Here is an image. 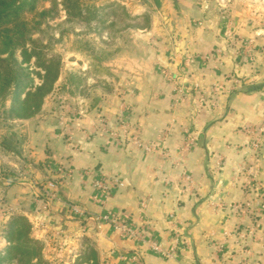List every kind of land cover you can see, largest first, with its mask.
Instances as JSON below:
<instances>
[{"label":"crops","instance_id":"0c3cea01","mask_svg":"<svg viewBox=\"0 0 264 264\" xmlns=\"http://www.w3.org/2000/svg\"><path fill=\"white\" fill-rule=\"evenodd\" d=\"M160 8L162 20L139 33L153 41L147 54H118L113 64L130 120L153 150L118 144L102 129L116 126V93L67 116L66 126L54 113L15 120L21 132L14 125L12 138L22 147L23 165L5 197L35 238L57 240L65 258L49 264H71L84 250L73 248L81 237L97 264H264V210L253 217L245 187L252 164L264 185V142L251 149L240 129L264 119V25L235 0H160ZM111 176L121 185L101 190L94 184ZM48 181L57 189L50 201L44 198ZM69 201L88 214H116L162 249L172 247L170 214L176 213L185 240L166 258L109 224L75 216ZM213 244H221L219 252Z\"/></svg>","mask_w":264,"mask_h":264},{"label":"rangeland","instance_id":"374dc122","mask_svg":"<svg viewBox=\"0 0 264 264\" xmlns=\"http://www.w3.org/2000/svg\"><path fill=\"white\" fill-rule=\"evenodd\" d=\"M60 1L55 0L56 6L50 9V14H54V17L42 21L41 34L34 33L31 36L34 42L24 46L27 53L23 54L21 49L15 51L16 60L28 75L24 90L15 101L12 85L7 87L0 80V254L8 245L5 233L11 216L21 215L16 208H11L12 203H8L5 197L11 182L16 180L15 171L23 165L22 147H17L12 138L13 134L16 137L15 131L21 132L17 129L20 128L17 124L19 121L15 120L26 119L19 116L27 113L26 106L38 102L36 99L39 93L32 94L35 88L43 83L44 94L35 114L54 113L59 117L60 126H66V122H69L64 120L67 116H78L82 107L103 103L110 93L119 96L124 93V87L119 84L120 74L113 65L116 56L147 54L146 45L152 40L147 42L139 37V33L149 28L154 20H162L166 11L160 8V0H79V15L68 18ZM235 1L238 5L250 8L248 14L257 18L259 26L264 25V0ZM110 3L123 6L132 17L143 16L144 19L139 23L144 28L127 27L113 34L112 27L108 25L111 19ZM222 3L233 4L234 0H217V4ZM50 5L49 0H43L36 4V9H25L21 15L26 19H33L36 12L42 8H50ZM88 5L89 8H86ZM1 77L0 73V79ZM123 83L126 85L127 80ZM175 86L181 88L180 85H174V91L179 92L175 90ZM26 93L29 94V100L21 103ZM45 104L47 109H43ZM14 125L15 131H12ZM29 235L39 242L30 250L31 256L35 255L37 259L24 258L22 264H49L50 261L56 263L65 258L57 240L46 243L35 238L32 225ZM79 246L84 247V250L78 255H72L71 264H82L88 260L97 264V255L89 249L91 245L88 239L81 237L73 246L74 250H78Z\"/></svg>","mask_w":264,"mask_h":264},{"label":"trees","instance_id":"16d2710c","mask_svg":"<svg viewBox=\"0 0 264 264\" xmlns=\"http://www.w3.org/2000/svg\"><path fill=\"white\" fill-rule=\"evenodd\" d=\"M43 0H0V66L2 67L1 81L7 86L13 87V99L14 101L18 98L24 90L25 79L28 76L24 72V68L21 63H18L14 54L17 49H21L23 54H26L24 46L34 42L32 35L34 33L42 32L41 24L46 18H53L54 14H50V9L56 6L55 0H49L51 5L50 8H42L36 12L34 18L26 19L21 12L25 9L34 10L36 4ZM61 6L65 10L67 17L72 18L79 15L80 11L77 12L80 1L79 0H61ZM112 5L110 7L111 19L109 27H112L113 34L127 28V27H138L144 28L139 23L144 17H132L130 16L123 6ZM89 8L88 6H85ZM38 19H35V17ZM4 55V56H3ZM38 58V56H36ZM10 75V77H9ZM43 83L37 86L32 94L39 93V97L36 99L38 102L29 104L26 106L27 113L21 118H28L33 116L36 110L40 106V100L44 91L42 90ZM29 100V94L22 102ZM31 228L30 222L22 215L11 216L8 222V228L6 229L5 239L8 245L4 248V251L0 254V264H6L12 262L13 264H22V260L26 259H37V256H31L33 245L39 242L29 235ZM34 257V258H33ZM32 261V260H31Z\"/></svg>","mask_w":264,"mask_h":264},{"label":"built area","instance_id":"2783aa9c","mask_svg":"<svg viewBox=\"0 0 264 264\" xmlns=\"http://www.w3.org/2000/svg\"><path fill=\"white\" fill-rule=\"evenodd\" d=\"M251 44L250 42L245 45L244 52H247L250 50ZM193 89L197 90L198 86L195 84ZM175 90H181L178 86H175ZM120 104L119 109L117 110L114 120H115V128L108 130L107 128H102L111 135L114 141L116 143L121 144L125 141H129L130 143L134 145H138L144 148V150H153V147L149 143L142 142L141 139L138 136L139 130L136 126H134L130 120V116L127 112V109L125 108V105L123 104V94H120ZM263 102H264V96H263ZM241 132L246 134L248 137L249 147L253 150H259L264 142V119L258 124L255 125H249V126H242ZM186 142H184V145L181 148L185 149ZM57 171L64 172L60 167L57 168ZM259 171V167L257 165H250L247 169L248 173V180L245 184V187L249 189L251 195H252V203L248 202L249 212L253 215V217H256L260 215L261 211L264 210V185L262 182L257 178V173ZM66 176H70L71 172L66 171L64 172ZM186 179H190L186 177ZM190 181V180H189ZM94 184L100 188L101 190L107 189L110 185H121V181L115 176L111 177H100L94 181ZM57 189H56V183L52 181H48L46 183L45 191H44V198L47 201H50L52 199L57 198ZM101 201L100 199H98ZM45 201V202H47ZM46 204V203H45ZM65 206L68 208V210L74 214L75 216L79 218H87L90 220H93L97 224H109L110 227L120 233L122 236L135 239L138 241H142L148 244V246L157 253H160L162 256L166 258H170L173 256L175 252V247L180 242H184L185 238L183 237L182 231H180V225L178 223V220L176 218V213H171V222L170 225L173 228V240H172V247L171 249H162L160 244L153 240L152 238L143 236L138 229L134 226V224L128 222L125 219H120L116 216V214L111 212H100L96 214H88L87 210L80 205L77 202L69 201L65 203ZM213 243V242H212ZM216 251H220L221 244L216 245L213 244Z\"/></svg>","mask_w":264,"mask_h":264}]
</instances>
